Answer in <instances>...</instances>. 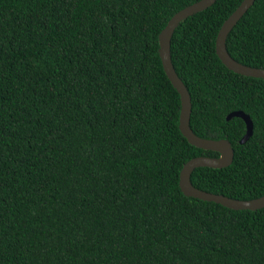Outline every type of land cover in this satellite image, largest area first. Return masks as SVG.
<instances>
[{
  "label": "trees",
  "instance_id": "obj_1",
  "mask_svg": "<svg viewBox=\"0 0 264 264\" xmlns=\"http://www.w3.org/2000/svg\"><path fill=\"white\" fill-rule=\"evenodd\" d=\"M199 0H0V264H264V208L185 196L182 166L218 153L179 130L180 98L158 36ZM242 0H216L176 27L171 62L191 98L190 128L226 139L230 166L195 169L194 187L264 195V79L215 53ZM264 68V0L226 38ZM241 110L253 123L249 140Z\"/></svg>",
  "mask_w": 264,
  "mask_h": 264
},
{
  "label": "water",
  "instance_id": "obj_2",
  "mask_svg": "<svg viewBox=\"0 0 264 264\" xmlns=\"http://www.w3.org/2000/svg\"><path fill=\"white\" fill-rule=\"evenodd\" d=\"M255 0H242L238 7L227 17L222 23L216 39H215V53L221 63L230 71L247 77L263 78L264 68L250 67L237 62L233 59L226 49V38L240 18L252 6ZM216 0H199L190 4L183 9L176 12L166 23L158 36L159 48L158 53L161 60L163 70L175 88L180 98V113H179V130L186 138L187 142L192 146L218 153V157L197 156L188 160L181 168L179 173V188L181 192L191 198L198 200L213 202L223 207L232 210H257L264 208V195L251 200H237L232 199L222 194H213L207 191L200 190L194 187L191 183L190 176L192 172L201 167L221 169L230 166L233 161L234 150L231 143L226 139H207L195 135L190 128V114H191V98L190 94L178 77L171 62L170 43L172 35L180 22L186 18L199 13L210 6ZM232 118H240L245 124V133L239 140V144H245L253 133V123L249 115L241 110L232 111L226 116V121Z\"/></svg>",
  "mask_w": 264,
  "mask_h": 264
}]
</instances>
